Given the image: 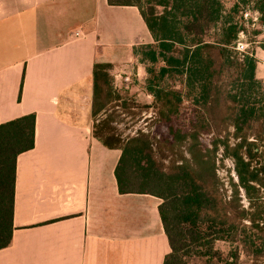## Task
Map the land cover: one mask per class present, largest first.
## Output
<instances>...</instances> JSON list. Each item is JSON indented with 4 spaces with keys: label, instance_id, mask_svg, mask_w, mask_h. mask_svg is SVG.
I'll use <instances>...</instances> for the list:
<instances>
[{
    "label": "trees",
    "instance_id": "16d2710c",
    "mask_svg": "<svg viewBox=\"0 0 264 264\" xmlns=\"http://www.w3.org/2000/svg\"><path fill=\"white\" fill-rule=\"evenodd\" d=\"M107 3L137 7L153 38L154 44L141 45L146 49L141 54L151 66L162 65L146 69L144 90L152 105L144 107L154 110L161 138L139 133L112 139L96 131V116L120 101L112 85V66L101 62H95L92 71L93 136L121 153L115 169L120 194L161 200L158 212L170 247L163 264H186L184 250L189 246L212 260L216 241L237 244L245 255L264 253V85L255 78L253 48L247 54L235 50L239 32L259 34L257 29L249 32L242 13L248 8L258 12L262 25L264 0ZM144 4L163 11L155 14L151 9L148 16ZM167 80L181 88L169 86ZM34 124L30 114L0 125V250L11 243L15 163L18 155L33 148ZM205 136L210 137L207 142ZM181 148L188 158L179 155L181 164L165 166L164 159ZM218 152L220 160H232L237 179L227 198L215 179Z\"/></svg>",
    "mask_w": 264,
    "mask_h": 264
},
{
    "label": "crops",
    "instance_id": "0c3cea01",
    "mask_svg": "<svg viewBox=\"0 0 264 264\" xmlns=\"http://www.w3.org/2000/svg\"><path fill=\"white\" fill-rule=\"evenodd\" d=\"M152 44L135 6L0 0V125L35 117L33 148L15 163L13 231L0 264H163L161 200L119 193L121 153L93 136L91 116L94 63L117 69L106 51ZM253 51L264 85V42ZM114 78L128 87V77Z\"/></svg>",
    "mask_w": 264,
    "mask_h": 264
},
{
    "label": "rangeland",
    "instance_id": "374dc122",
    "mask_svg": "<svg viewBox=\"0 0 264 264\" xmlns=\"http://www.w3.org/2000/svg\"><path fill=\"white\" fill-rule=\"evenodd\" d=\"M143 5L144 12L150 16L151 9L154 13H161L162 8ZM252 31L251 28H247ZM258 40H263V36H260ZM255 45L252 46L254 48ZM146 51L144 46H137L133 49L127 51V53H122L119 55L112 54L110 51H106L105 58L108 60H117L115 66L117 69L113 68L114 64H111L112 69L110 74L112 77V85L115 91L118 93L120 101L112 105V109L105 113H100L95 118L96 131L101 134L104 138L110 137L112 139H127L133 136H137L139 133H145L151 135L155 139H159L160 134L157 126V116L152 108H145L146 105H152V97L145 93V86L148 74L146 72L147 68L157 70L161 63L157 66H151L147 63L142 54ZM140 67V72L143 76H140V80L135 76L137 68ZM115 73V74H114ZM119 74L129 78L128 82H125L128 87L124 88L121 86H114L115 78L114 75ZM169 86L175 87V89L181 88L178 82H170L167 80ZM184 106L187 107L184 110V114L188 113V104ZM111 121V122H109ZM230 135L228 136L229 143H234V138L232 137L233 129L228 128ZM209 136H205V141L209 139ZM156 148V146L154 145ZM181 152V153H180ZM169 152H164L163 156H167ZM179 155L188 158L185 148L177 150L176 156L168 155L163 164L168 166L169 163L174 161L175 164H181ZM220 152L217 153V161L215 166V179H217L218 191L219 193L227 198L231 196V183H236L237 179L233 171V162L231 159L220 160ZM241 203L244 207L247 206V202L244 198L243 191L240 192ZM198 249L194 246H189L188 249L184 250L185 262L186 264H264V253L253 254L252 252L245 255L243 254L241 248L234 243L227 241H216L213 243V253L217 256L210 260L205 257H200ZM237 256V258H235Z\"/></svg>",
    "mask_w": 264,
    "mask_h": 264
},
{
    "label": "built area",
    "instance_id": "2783aa9c",
    "mask_svg": "<svg viewBox=\"0 0 264 264\" xmlns=\"http://www.w3.org/2000/svg\"><path fill=\"white\" fill-rule=\"evenodd\" d=\"M243 20L245 22L246 28H251L252 30H258L259 34L255 36H250L249 33L243 31L239 32L238 39L235 44V50L240 54H247L249 49L253 45L260 44L264 42L263 40H258L260 36L264 38V23L259 24L260 15L258 12L251 9H245L242 13Z\"/></svg>",
    "mask_w": 264,
    "mask_h": 264
}]
</instances>
